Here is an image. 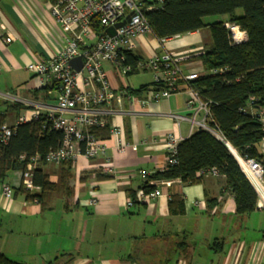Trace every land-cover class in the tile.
<instances>
[{
    "label": "crops",
    "instance_id": "1",
    "mask_svg": "<svg viewBox=\"0 0 264 264\" xmlns=\"http://www.w3.org/2000/svg\"><path fill=\"white\" fill-rule=\"evenodd\" d=\"M209 36L204 28L161 42L148 32L136 37L133 53L148 58L168 50L180 57L184 73L201 75L207 71L200 55L211 43ZM63 38L50 0H0V123L13 125L21 115L31 121L34 109L42 114L56 103L58 85L40 84L27 66L53 58ZM104 67L113 89L110 106L127 109L132 98L137 110L116 114L126 146L119 147L118 137L110 135L96 157L81 156L70 166L38 163L60 185L41 198L39 186L30 193L34 197L23 191L22 169L0 178V252L28 264H264V209L237 214L223 174L205 173L192 184L153 179L163 195L141 196L140 171L150 175L167 164L168 134L187 138L193 133L188 118L168 115L191 116L188 93L143 103L142 87L154 81L150 70L123 74L113 64ZM140 71L152 78L134 84L130 76ZM4 184L12 187V196ZM175 194L184 198L183 212L169 209Z\"/></svg>",
    "mask_w": 264,
    "mask_h": 264
},
{
    "label": "built area",
    "instance_id": "2",
    "mask_svg": "<svg viewBox=\"0 0 264 264\" xmlns=\"http://www.w3.org/2000/svg\"><path fill=\"white\" fill-rule=\"evenodd\" d=\"M163 0L159 1V5ZM156 4L145 6L144 0H50V13L60 26L64 44L51 59L37 60L28 64L27 68L40 81V84L53 82L58 85V96L55 104L46 107L45 115L53 129L63 134L61 145L51 149L45 156V161L61 164L64 161H76L84 156L93 158L103 153L107 148L106 139L97 136L96 128L109 126L110 135L118 137L119 147H125L122 134L123 129L116 121V114L128 113L135 115L134 100L129 98L127 109H115L110 106L113 98V89L108 79L104 63L113 64L123 74L134 69L150 70L153 74L155 86L145 89L147 97L143 103L150 100L158 101L169 97L175 92L188 93L187 107L191 116H179L168 113L176 118H188L191 121V131L198 128L205 129L233 148L234 155L257 192V207L264 209V163L260 159L241 156L226 140L218 125L212 118L209 101L202 98L200 92L191 81L198 78L197 72L184 73L179 61L168 50L148 58H139L135 66L126 62L127 54L136 48V37L140 34L153 32L145 15L146 9L154 8ZM130 15L123 25L116 24ZM235 43L247 40V34L238 25L226 23ZM115 27L113 34L108 33V27ZM98 27L100 32H98ZM7 37V41H11ZM164 42L166 39H160ZM80 56L82 66L76 69L70 61ZM255 103L252 98L247 106L241 108L245 113H251L259 122L264 134V102ZM40 109H34L32 120L39 118ZM202 114L201 117H198ZM26 115H21L13 124L0 123V145L8 143L16 127L28 122ZM184 138L175 133H169L166 138L168 148L167 163L177 162L175 157L177 146ZM262 142L264 143V135ZM264 154V151H263ZM25 155H21L24 159ZM40 162L37 154L31 157L27 168L22 169V185L30 193L38 186L34 183L33 171ZM112 172V166H106ZM200 173L218 174L216 168L202 170ZM144 181L148 180V172L140 171ZM169 185V182L163 181ZM152 184V181H149ZM7 196L13 195L9 184H4ZM163 195L159 188L151 191L142 190L143 198H152ZM91 203H96L92 199ZM132 204L130 200L128 202Z\"/></svg>",
    "mask_w": 264,
    "mask_h": 264
},
{
    "label": "trees",
    "instance_id": "3",
    "mask_svg": "<svg viewBox=\"0 0 264 264\" xmlns=\"http://www.w3.org/2000/svg\"><path fill=\"white\" fill-rule=\"evenodd\" d=\"M153 3L156 0H144L145 6ZM145 15L159 39L208 28L211 43L200 55L207 71L191 83L202 98L209 101L213 120L236 151L264 163L260 149L263 131L255 116L241 110L252 98L255 99L253 104L264 102V0H163L161 5L157 3L154 8L146 9ZM210 15H219V19L206 21ZM226 23L238 25L246 32L247 40L235 43ZM97 30L100 32L99 27ZM137 60L139 56L133 52L127 54L126 62L135 66ZM155 85L153 82L142 88ZM94 132L103 139L110 137L108 125ZM62 139V132L51 127L45 113L36 120L19 124L8 143L0 145V178L12 169H26L31 157L37 154L39 164L46 163L47 152L58 148ZM21 155L25 158L21 159ZM175 157L176 163H167L164 169L148 175L143 184L145 191L156 188L149 184L153 179L180 178L192 184L203 179L202 170L216 168L225 176L226 185L234 194L236 213L243 215L256 209L255 188L227 144L211 132L202 128L194 130L179 142ZM72 163L70 160L61 164L70 166ZM39 164L33 171V179L41 188V198L44 192L54 191L60 185L52 181ZM23 191L28 198L34 197L29 191ZM132 196L135 198L134 194ZM183 199L182 195H172L170 211L183 212ZM0 264L28 263L0 252Z\"/></svg>",
    "mask_w": 264,
    "mask_h": 264
},
{
    "label": "rangeland",
    "instance_id": "4",
    "mask_svg": "<svg viewBox=\"0 0 264 264\" xmlns=\"http://www.w3.org/2000/svg\"><path fill=\"white\" fill-rule=\"evenodd\" d=\"M219 19V15H210V16H207L206 17V21H215ZM207 32V31H206ZM209 40L211 41V38L209 36ZM210 43V42H209ZM105 67H106V64H105ZM107 68H110L109 66H107ZM131 78V81L134 83V84H137V83H140V82H143V81H148L152 78V75L150 72L148 71H140L139 73H135L133 75L130 76Z\"/></svg>",
    "mask_w": 264,
    "mask_h": 264
},
{
    "label": "water",
    "instance_id": "5",
    "mask_svg": "<svg viewBox=\"0 0 264 264\" xmlns=\"http://www.w3.org/2000/svg\"><path fill=\"white\" fill-rule=\"evenodd\" d=\"M130 18V15H127L126 19L118 22L116 24V27H119L121 25H123L127 20H129ZM108 33L110 34H113L115 32V27H108L107 30H106ZM71 65H73L76 69H79L81 66H82V58L80 56H77L75 58H73L71 61H70ZM227 146L229 147V149L231 150V152L234 154V151H233V148L227 144Z\"/></svg>",
    "mask_w": 264,
    "mask_h": 264
}]
</instances>
